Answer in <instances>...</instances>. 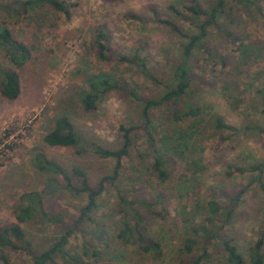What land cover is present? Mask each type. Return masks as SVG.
Listing matches in <instances>:
<instances>
[{
    "label": "rangeland",
    "instance_id": "rangeland-1",
    "mask_svg": "<svg viewBox=\"0 0 264 264\" xmlns=\"http://www.w3.org/2000/svg\"><path fill=\"white\" fill-rule=\"evenodd\" d=\"M16 1L19 0H0V22H5L29 48L30 59L17 71L20 83L17 98L6 100L0 96V226L15 223L14 212L23 203L20 197L29 192L39 193L45 211L69 225L76 208L84 204L85 196L62 191L58 177L37 171L34 155L40 153L61 165L82 169L93 186L100 177L109 174L113 162L88 151L76 154L71 149L47 147L42 139L53 120L64 116L81 140L115 150L122 142L120 126H140L141 103L120 91L107 92L99 98L94 111L85 112L81 97L88 84L105 74L110 81L124 83L126 87L133 89L135 85L136 96L153 97L159 90L137 67L100 60L94 46L96 28L101 27L107 33L110 49L124 55L139 51L147 70L165 79L170 76L179 44L165 28L150 22V8L156 10L158 17L169 18L167 6L186 0H64L74 5L69 20L46 6L21 13L13 6ZM251 1L254 5L245 11L239 5L234 6L238 16L236 24L229 28L247 43L255 41L264 48V0ZM199 2L205 6L214 0ZM130 14L140 20L130 18ZM182 26L186 29L185 24ZM214 32L211 31V37ZM218 40L217 36L213 38L214 42ZM234 64L229 59L221 66L218 59L207 58L198 51L193 56L192 100L201 108L196 122L175 124L166 107L152 113V132L163 145L162 152L169 154L164 156L176 161L169 180L160 184L148 177L153 155L141 130L132 135L128 155L121 161L114 186L125 200L133 201L131 207L141 216L139 228L144 236L160 245V255L141 253L137 244H122L116 238L121 218L119 198L108 184L92 215V223L72 231L62 248L64 252L78 257L82 264H190L197 249L195 246L192 253H186L182 248L184 239L196 238L193 229L202 223L218 237L206 243L210 256L206 264H227L219 243L227 239H232L231 243L246 261L247 248L264 233V195L256 188H247L228 224L221 229L218 227L224 213H216L215 225L208 226L204 220L208 199L225 208V200L215 195L231 196L247 183L246 175L227 169L229 164L239 167L254 161L262 163L264 170V136L243 129L246 125L264 128V114L253 96L254 89L264 81V61L250 60L237 68ZM0 68L13 69L1 50ZM211 115L221 117L237 133L214 132L207 122ZM220 136L225 141L218 144ZM193 142L199 145L196 149ZM199 149L200 172L194 173L186 163L193 158L189 152L194 151L196 157ZM140 201L151 206H141ZM21 227L31 250L37 253L52 245L64 229L60 224L38 218ZM0 255L10 264H30L29 256L21 250L0 249ZM53 260L54 264H63L59 256Z\"/></svg>",
    "mask_w": 264,
    "mask_h": 264
},
{
    "label": "trees",
    "instance_id": "trees-1",
    "mask_svg": "<svg viewBox=\"0 0 264 264\" xmlns=\"http://www.w3.org/2000/svg\"><path fill=\"white\" fill-rule=\"evenodd\" d=\"M235 5H239L242 11H245L254 4L251 0H214L213 4L203 6L199 0H186L181 2L180 5L167 6V11L170 14L169 18L158 17L156 10L150 8L152 13L150 22L165 28L177 38L179 44L178 54L175 56L176 61L172 64L170 76L165 77V79H160L147 70L146 62L140 56L139 51H135L131 55H124L110 49L107 45V33L101 27L96 28L94 46L97 57L102 61H115L137 67L143 77L159 89L158 93L153 97H140L136 96L135 91H133L135 85H132L133 89L126 87L124 83L110 81L105 74L96 77L97 83L93 78L92 83L88 84V89L81 97L83 110L85 112L94 111L97 101L103 94L120 91L141 103L140 126H130L128 128L120 126L121 145L118 149L111 150L81 140L66 117L60 116L54 119L51 129L42 139V142L47 147L71 149L76 154L88 151L100 159L111 160L113 163L110 172L108 175L100 177L93 186L82 169L75 166L67 167L61 165L40 153L34 155L33 165L37 171L58 177L62 183V191L73 196L84 195V204L76 208L75 218L68 225L63 224L59 216L45 211L39 193H25L20 197V199H23V203H20L14 212L15 223L0 226V249L21 250L29 256L30 264H54V256H59L63 264H82L78 257L69 256L62 248L66 245L72 231L80 230V227L85 223H92V215L98 209V201L104 191L105 184H108L117 191L119 198L117 207L121 218L116 238L122 244H137L141 253H149L153 257L160 255V245L144 236L143 230L141 227L139 228L138 224L141 222V216L138 211L131 207L133 201L125 200L120 195V191L114 186V182L118 178L122 159L128 155L132 135L140 130L145 135L147 147L153 155L152 163L147 171L148 177L153 178L160 184L169 180L176 161L171 157L164 156L168 153L162 152L163 145L159 143V140H156L151 129L152 113H155L161 107H166L172 122L175 124L187 121L193 123L199 118L201 108L193 102L192 95L194 92L191 89L193 79L191 63L197 51L207 56V58L218 59L221 66H225L226 61L231 59L235 62L234 68L244 65L250 60L252 63L257 60L264 61V48L260 47L255 41L247 43L244 41V37L230 30L236 24L235 19L238 16L234 8ZM13 6H17L21 13L24 14L31 8L46 6L53 12L61 14L65 20H69L71 17L70 9L74 5L67 4L64 0H19L14 2ZM2 10L7 11L3 7ZM257 11L259 13V10ZM129 17L137 21L140 20L133 14H130ZM182 23L186 25V29L182 26ZM262 25H264L263 17ZM211 31H215L212 37ZM216 36L219 40L214 42L213 38ZM0 50L4 53L11 67H13V69L0 68V96L6 100H14L20 93L19 74L17 71L30 59V50L13 35L3 21L0 22ZM253 96L260 107V113L264 114V81L254 89ZM207 122L210 129L217 133L226 131L237 133L238 131L217 115L207 117ZM243 129L244 131L256 132V134L264 136L263 127L246 125ZM224 141L225 139L222 136L217 139L218 144ZM193 143V148L196 149V146L199 145L198 143ZM197 152L199 156L195 157L194 151H190L189 153L193 158L188 159L186 163V166L191 168V170L193 169L194 173L200 172L197 161H202V156H200L201 149ZM227 169H231L233 173H238L239 175H246L247 183L243 189L236 191L231 196L219 193L215 195L217 198L225 200V208L218 206L215 200H207L204 220L208 226L215 225L213 222L217 217L215 215L218 211L224 213L218 227L219 229L228 224L234 208L238 207L241 196L247 188L250 186L251 188H256L257 191L264 195V170L262 163L250 161L239 167L229 164ZM231 174L228 173V175ZM156 197L157 200L160 199L159 196ZM140 205L151 206L150 203L142 201H140ZM32 218L42 219L50 224H60L64 228L62 235L52 245L38 253L31 250L30 243L25 238L21 227V224ZM197 234H200L201 237H198ZM192 235L196 236V238H192V236L185 238L182 248L186 253L190 254L193 247L196 246L197 251L192 256L190 264H206V260L210 257L205 248L206 243L218 240V237L214 231L211 232L209 227L202 225V223L195 225ZM197 240L200 243H197ZM231 242L232 239L219 241L227 264H264V254L262 253L264 233H261L256 241L247 248L246 261L238 252L237 247ZM0 263L10 264L4 255H0Z\"/></svg>",
    "mask_w": 264,
    "mask_h": 264
}]
</instances>
